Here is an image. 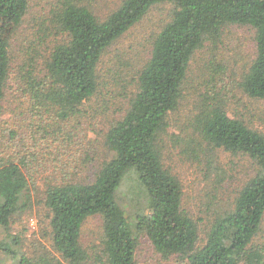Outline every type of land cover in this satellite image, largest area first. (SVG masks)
Segmentation results:
<instances>
[{
    "label": "trees",
    "instance_id": "trees-1",
    "mask_svg": "<svg viewBox=\"0 0 264 264\" xmlns=\"http://www.w3.org/2000/svg\"><path fill=\"white\" fill-rule=\"evenodd\" d=\"M30 1L0 0V114L6 90L14 87L7 111L19 123L0 131V252L9 264H135L142 237L163 259L184 264H264V244L256 243L264 221V133L228 114L226 68L216 62L226 28L251 31L254 58L236 85L247 98L264 101V0H123L103 21L83 0H62L15 61L11 43ZM162 4L171 6L170 18L154 37L148 59L132 70L118 57L120 62L101 74L107 50ZM199 50L210 57L195 90L192 142L202 145V157L224 152L245 157L254 167L226 208L206 209L208 217L199 218L202 238L159 144L168 115L184 99ZM116 97L127 102L103 135L109 158L99 161L86 143L89 120L104 118L108 101ZM96 99L104 107L87 113L85 104ZM129 171L145 196L133 214L117 194ZM38 178L51 248L33 257L18 255L20 241L8 229L37 196ZM97 215L102 242L91 260L80 244L81 227Z\"/></svg>",
    "mask_w": 264,
    "mask_h": 264
},
{
    "label": "rangeland",
    "instance_id": "rangeland-1",
    "mask_svg": "<svg viewBox=\"0 0 264 264\" xmlns=\"http://www.w3.org/2000/svg\"><path fill=\"white\" fill-rule=\"evenodd\" d=\"M62 0H31L27 13L23 18L11 43V53L15 61H19L25 53L27 44L36 39L38 30H43L50 9ZM123 0H83L82 4L88 5L100 21L119 7ZM171 6L162 4L153 7L147 15L125 33L115 44H113L103 56L99 70L105 73L107 67L120 61L136 70L148 59L154 37L170 18ZM251 31L245 28L229 27L225 29V46L217 53L216 62L226 68V82L230 90L227 100L228 114L237 116L256 130L264 133V101L251 100L240 92L236 85L241 76L248 69V65L254 58V47L251 39ZM120 57V61L117 59ZM210 54L199 50L187 74L184 90V99L180 102L178 109L168 115L167 127L162 133L159 144L162 148L163 164L181 182L183 187V208L199 222L200 237L204 236V226L200 225L206 209L216 212L226 208L236 196L243 184L254 175V167L242 156H232L224 152H211L202 157L201 149L192 142L195 136L190 128V116L195 112V90L202 85V63ZM123 64V65H124ZM125 66V65H124ZM14 87L6 90L3 103V111L0 114V131L6 127L18 126L19 123L10 120L7 109L14 104ZM124 98H114L106 111L108 114L101 118L95 116L89 120L93 124L92 131L86 134V143L95 152L97 160L109 158L108 151L103 146V135L109 124L119 118L121 110L125 108ZM104 101L91 100L85 104V111L89 114L104 107ZM89 118V117H88ZM87 118V119H88ZM5 121L8 122L5 125ZM96 123V128L94 127ZM200 157V158H199ZM199 158V159H198ZM209 168V169H208ZM218 170L216 173L212 171ZM211 169V170H210ZM83 174H88L84 171ZM39 191L33 194L31 203L25 210L18 212L11 220L8 234L15 236L20 241L17 248L18 255L33 257L50 250L51 233L49 228L48 210L42 202L43 194L42 179L38 178ZM120 194L121 202L126 205L128 213L133 214L137 205L145 204L143 195L133 171H129L122 179L117 194ZM217 197V198H216ZM209 207V208H208ZM131 217L133 215H130ZM263 231L256 240L258 244H264V221ZM10 237L6 242L10 243ZM102 242V219L99 215L87 218L81 227L80 244L88 252L90 259L100 252ZM90 263V262H89ZM0 264H9L8 258L0 252ZM135 264H184L177 258L163 259L157 254L145 237L140 239L137 249Z\"/></svg>",
    "mask_w": 264,
    "mask_h": 264
}]
</instances>
